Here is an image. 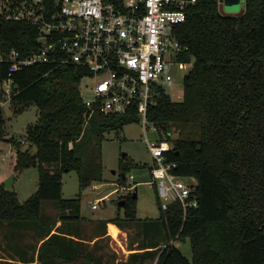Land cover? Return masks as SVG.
<instances>
[{"label": "trees", "instance_id": "trees-1", "mask_svg": "<svg viewBox=\"0 0 264 264\" xmlns=\"http://www.w3.org/2000/svg\"><path fill=\"white\" fill-rule=\"evenodd\" d=\"M107 1L117 8L123 4ZM220 1L187 5V19L175 27L185 47L179 59L194 58L183 99L173 100L162 92L148 111L149 120L166 134L173 127L179 132L167 154V161L176 163L173 171L198 180V205L186 213L179 201L163 209L155 189L160 214L148 227L162 232L163 243L147 252L158 256L156 264H264V0H245L239 14L223 12ZM37 38L35 25L0 14V81L13 78L10 107L14 113L33 104L39 110L24 137L10 138L18 149L15 169L38 167L37 189L21 201L17 191L0 183V222L13 228L6 233L23 238L29 228L36 239L28 248L32 254L22 260L25 264H31L42 239L40 264L44 261L45 246L61 237L51 232L59 218L81 219L82 190L102 180L101 153L98 159L93 155L105 132H119L137 119L99 108L90 114L82 97L81 81L88 73L82 65L41 62L10 75L6 59L11 52L31 56L39 49ZM26 141L29 146L23 148ZM145 166L125 157L119 183L128 180L122 172ZM71 170L79 174L80 191L74 198H64L63 174ZM133 193L122 196L123 205L119 201L114 222L122 228L137 225L138 197ZM44 201L58 209L51 223L42 214ZM187 237L192 259L179 246ZM57 258L55 251L47 262L57 264Z\"/></svg>", "mask_w": 264, "mask_h": 264}, {"label": "built area", "instance_id": "built-area-1", "mask_svg": "<svg viewBox=\"0 0 264 264\" xmlns=\"http://www.w3.org/2000/svg\"><path fill=\"white\" fill-rule=\"evenodd\" d=\"M194 1L123 0L117 8L107 0H0V14L35 25L40 43L29 57L11 52L6 59L10 75L24 66L49 61L86 67L81 90L86 92L82 97L90 114L99 108L104 113L128 115L141 121L146 130L150 127L159 133V140L145 138L154 159L151 182L163 209L179 201L185 213L198 205V180L173 171L176 163L167 161V154L176 138L151 122L148 111L162 92L173 99L170 69L188 62L179 59L185 47L175 27L187 19V5ZM12 89V77L0 81V94L5 92L9 100ZM99 202L92 207L97 208Z\"/></svg>", "mask_w": 264, "mask_h": 264}, {"label": "rangeland", "instance_id": "rangeland-1", "mask_svg": "<svg viewBox=\"0 0 264 264\" xmlns=\"http://www.w3.org/2000/svg\"><path fill=\"white\" fill-rule=\"evenodd\" d=\"M244 7L245 0H235L231 4L226 0L220 1V8L225 13L239 14L243 12ZM193 62L194 58L185 65H178L177 63L172 65L169 75L173 79L174 84L169 89V93L173 96V99H183L185 77L192 69ZM86 82L87 80L84 79L83 84ZM82 92L84 96L86 92L83 88ZM2 96L0 99V118L3 120V124L0 126V183H4L9 177L14 176V184L8 189L17 191L19 199L25 201L38 187L39 170L37 166H32L22 171L15 169L18 149L14 140H10V138L14 137L17 140L24 137L27 126L37 121L39 110L33 104L20 113H14L10 107V100L6 96V93L4 92ZM171 132L175 138L178 137L179 132L177 129L173 127ZM146 136L153 141L160 139L158 132L151 130L150 127L146 130L143 123L138 119L126 123L119 132L116 130L105 132L101 141V148L97 149L93 155L94 158L98 159L101 153L102 180L94 181L89 187L82 190L81 193L82 213L90 217H97L108 216L111 209L116 206L118 209L122 196L133 192L135 187L138 188L136 222L139 229L137 226L123 228L127 232L128 244L136 241L142 232L145 233V228L149 230V235L154 236L155 229L148 226L155 225L156 218L160 214L155 187L151 182V167L153 166L154 159L145 140ZM22 144L23 148L29 146L27 141ZM33 150L34 148H31V151ZM124 153L127 154L126 157L146 166L132 168L127 171L126 175L129 176L132 173L134 178L130 180L128 178L127 183L121 185L119 183V172L122 160L124 159ZM79 191L80 177L77 171L64 172L63 197L74 198ZM98 200H100L98 208L94 209L92 204ZM51 204L50 201L42 203V214H47V216L57 219L58 210L57 208H53ZM2 223L6 224L5 222ZM29 238L27 237V239ZM2 243H4L3 240ZM179 246L184 255L192 259L190 237H187L184 242L179 243ZM0 255L5 256L1 251Z\"/></svg>", "mask_w": 264, "mask_h": 264}, {"label": "crops", "instance_id": "crops-1", "mask_svg": "<svg viewBox=\"0 0 264 264\" xmlns=\"http://www.w3.org/2000/svg\"><path fill=\"white\" fill-rule=\"evenodd\" d=\"M51 205L56 209L55 204ZM44 215L50 223L55 220L47 214ZM116 215L117 206L111 209L108 216L90 217L81 211L80 220L59 218L51 232L58 233L61 237L57 242L45 246L42 252L44 261L41 264H50L47 261L55 251L58 253L57 264H156L158 256L153 258L147 251L157 250L161 246L162 232L155 229V235L152 236L148 234L149 230H145L136 241L128 244L127 232L114 222ZM114 226L120 230L117 236L111 233L110 227ZM137 227L139 229V226ZM12 229L0 222V251L6 256L0 255V263L10 260L16 264H25L26 262L22 260H26V257L32 254V250H28L29 245L36 243L33 230L28 228V234L20 238L13 232L6 233ZM27 237H30V240ZM44 240L38 242L35 257L30 259L33 261H29L31 264H40L39 248Z\"/></svg>", "mask_w": 264, "mask_h": 264}, {"label": "water", "instance_id": "water-1", "mask_svg": "<svg viewBox=\"0 0 264 264\" xmlns=\"http://www.w3.org/2000/svg\"><path fill=\"white\" fill-rule=\"evenodd\" d=\"M229 4L234 3L235 0H226ZM33 156L35 157L36 154L34 153ZM127 156L126 153L123 154V157L125 158ZM123 178L126 176V174L124 172H122ZM14 184V176L9 177L5 182L4 185L6 186V188H10L12 187ZM134 197H138V188L135 187L134 189V193H133ZM125 203V199H120V204L123 205Z\"/></svg>", "mask_w": 264, "mask_h": 264}, {"label": "bare ground", "instance_id": "bare-ground-1", "mask_svg": "<svg viewBox=\"0 0 264 264\" xmlns=\"http://www.w3.org/2000/svg\"><path fill=\"white\" fill-rule=\"evenodd\" d=\"M111 229V233L114 235V236H117L119 233H120V230L117 226H114V227H110ZM118 238V237H117Z\"/></svg>", "mask_w": 264, "mask_h": 264}]
</instances>
